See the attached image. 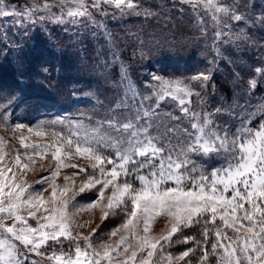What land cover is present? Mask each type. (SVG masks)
Here are the masks:
<instances>
[{"label": "rangeland", "instance_id": "374dc122", "mask_svg": "<svg viewBox=\"0 0 264 264\" xmlns=\"http://www.w3.org/2000/svg\"><path fill=\"white\" fill-rule=\"evenodd\" d=\"M0 264H264V0H0Z\"/></svg>", "mask_w": 264, "mask_h": 264}]
</instances>
